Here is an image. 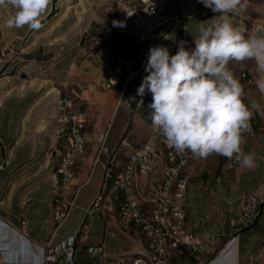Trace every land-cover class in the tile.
<instances>
[{"label": "crops", "instance_id": "0c3cea01", "mask_svg": "<svg viewBox=\"0 0 264 264\" xmlns=\"http://www.w3.org/2000/svg\"><path fill=\"white\" fill-rule=\"evenodd\" d=\"M158 1L165 11L178 10L187 15L200 9L207 10L209 16L186 18L180 35L170 34L159 40L158 30L113 26V19L107 16L105 3L100 0H51L39 30L27 26L8 28L7 20L15 10L11 6L0 7V264H34L32 259L42 255L39 246L49 240L45 221L51 206L52 173L61 151L56 122L60 97H70L86 116V155L76 169L73 188L81 187L77 205L87 207L104 179V158L95 162L101 138L106 135L107 145L119 148V157L112 166L116 175L132 152L126 149L145 142L155 130L148 107L151 93H145L142 106L138 105L141 97L136 95L148 74L145 65L137 74L124 70L115 77L116 84L107 87L117 62L134 58L153 46H165L174 55L180 41H186L185 47L192 49L198 27L221 15L196 2L179 7L177 0ZM229 15L234 26L243 28L241 14ZM69 16L71 20H66ZM102 25L114 29L111 37L103 38ZM90 42L97 44L84 48L83 44ZM263 54L264 49L258 48L253 57L228 64L244 89V103L250 106L255 101L260 106L250 120L257 135L249 139L245 133L242 143L245 153L255 154L254 164L251 168L239 164L232 169V159L220 155L201 158L185 152L189 164L181 177L187 183L182 203L187 227L198 236L214 234L218 241L214 251L207 255L176 253L169 264H264V96L261 94L264 83H260L264 77V69L260 67ZM254 59L259 67L253 65ZM118 112L126 118L125 126L119 138L110 144L112 119ZM160 144L161 138L156 141L157 147ZM98 165L101 168L96 176ZM164 171L165 160L158 157L155 172L140 176L138 184L145 190H159ZM93 179L94 193H83V187ZM254 193L260 197L256 221L250 228L237 231L244 199ZM82 225L83 213L76 208L55 241L72 236ZM89 225L87 237L81 234L76 238L77 264L99 262L88 250L102 242L105 255L101 264H110L117 256L123 257L125 264H132L137 252L145 247L140 228L123 222L119 216L97 215Z\"/></svg>", "mask_w": 264, "mask_h": 264}, {"label": "built area", "instance_id": "2783aa9c", "mask_svg": "<svg viewBox=\"0 0 264 264\" xmlns=\"http://www.w3.org/2000/svg\"><path fill=\"white\" fill-rule=\"evenodd\" d=\"M198 3L200 0H177L180 7L185 3ZM109 13H116L117 21H121L125 28L136 30H158L159 40L170 34L180 35L184 28V22L189 17L206 18L207 10H196L191 14H182L178 10L165 11L158 0H112ZM130 14V15H129ZM101 34L106 39L108 32L114 29L107 25L101 26ZM90 42L85 47H91ZM147 51L138 53L129 60H119L114 68V75L108 78L107 87L116 84L115 77L123 74L124 70L137 74L147 62ZM56 122L61 136V151L55 164L51 187L52 198L46 226L49 240L40 245L41 256L32 259L34 264H77L74 259L76 238L81 234L87 237L89 221L99 215L104 218L119 216L123 222L137 225L145 239V247L138 251L132 260V264H169L170 258L176 253H186L196 257H202L214 251L218 238L214 234L205 233L202 236L194 234L186 223L185 212L182 203L187 191V183L178 187L176 195H168V183L170 177H175L178 166L186 163L188 156L178 153L170 148L160 135L154 130L152 137L161 138V149L165 159L166 182L162 193L155 190H145L138 184V178L143 174H151L150 164V138L146 140L133 154H128L127 165L123 170L113 175V164L119 157V148H110L106 143V135L101 138L95 162L104 158L105 169L102 185L93 200L87 207H79L77 199L80 188H73V179L76 169L83 157V123L80 118V110L71 111L65 103H58ZM257 133L250 125L246 132L249 139H254ZM239 165L235 159L231 160L230 168ZM132 195H140V202H132ZM260 197L257 193L244 199V205L236 229L250 227L254 224L259 213ZM80 209L83 213V225L72 236L56 242V236L62 225L68 220L72 212ZM26 224L25 221L22 222ZM113 236V234H109ZM231 239L229 243L234 241ZM104 247L89 248L92 257L99 258L101 264L104 258ZM1 248V247H0ZM2 258L5 252L2 250ZM11 259V258H10ZM110 264H125V259L117 256Z\"/></svg>", "mask_w": 264, "mask_h": 264}, {"label": "clouds", "instance_id": "9594fccd", "mask_svg": "<svg viewBox=\"0 0 264 264\" xmlns=\"http://www.w3.org/2000/svg\"><path fill=\"white\" fill-rule=\"evenodd\" d=\"M200 2L221 15L198 27L192 49L185 47L186 41L179 42L174 55L165 46L149 48L144 66L148 74L136 93L141 97L138 105H143L146 92L151 93L152 126L178 153L187 151L201 158L220 155L251 168L255 154L245 153L242 143L253 111L260 106L255 101L250 106L244 103V89L228 64L253 57L256 49H264V38H246L245 30L232 23L229 14H241L247 0ZM50 4L51 0H0V7L15 10L7 20L8 28L31 30L41 28ZM112 23L124 27L121 21ZM260 67L264 69V63Z\"/></svg>", "mask_w": 264, "mask_h": 264}, {"label": "rangeland", "instance_id": "374dc122", "mask_svg": "<svg viewBox=\"0 0 264 264\" xmlns=\"http://www.w3.org/2000/svg\"><path fill=\"white\" fill-rule=\"evenodd\" d=\"M76 1V0H74ZM91 1V0H90ZM71 2V0H70ZM64 8L67 9V5H64ZM105 11H106V6H105ZM73 11H70V13ZM71 16L68 17L66 20H71ZM241 18L243 20V29H245V36L246 38H251L252 35H256L257 38H264V0H247V7L245 10L241 13ZM82 23L80 28L82 27ZM260 35V36H259ZM253 37V38H256ZM88 43H84L83 46L87 45ZM261 57V56H260ZM263 61H260L261 63H264V54L262 55ZM253 65H257L259 67V63L257 59L253 60ZM260 83H264V77L263 80L260 81ZM262 96H264V93H261ZM264 102V101H263ZM125 120L126 118L122 115L121 112H118L117 114L114 115L112 119V125L110 129V139L109 142L110 144H113L118 138L119 135L121 134L124 126H125ZM90 128V126H89ZM127 136V135H126ZM144 142H139V143H134L132 144V147H128L126 151H133L137 148H139ZM121 153V156H123ZM101 166L98 165L96 167V176L99 174ZM96 189L95 186V179H93L89 184H86L83 187V193L91 195L94 193Z\"/></svg>", "mask_w": 264, "mask_h": 264}, {"label": "bare ground", "instance_id": "6f19581e", "mask_svg": "<svg viewBox=\"0 0 264 264\" xmlns=\"http://www.w3.org/2000/svg\"><path fill=\"white\" fill-rule=\"evenodd\" d=\"M100 1L105 3L107 16H109L113 20H117L116 13H109V11H110V3H107V2H111L112 0H100ZM111 36H112V32H108L107 35H106V37H111ZM58 103H65V106L68 109H70L71 111H78V109L75 107L76 105L74 104L72 99L70 97L66 96V95H62L60 97ZM80 118H81V121L84 122L83 123V141H85V142L83 143V157H85V155H86V139H85V135H84V129H85V126H86V116H85V113L83 111H81V110H80ZM158 139H159V137L150 138L151 174H153L155 172L157 158L158 157H163L161 144H160V147H157V145H156V141ZM135 150H137V149H135ZM133 153H134V150L130 154H133ZM163 160H165L164 157H163ZM188 164H189V159H187L186 163L181 164L180 166H178V168L176 170L175 177H170L169 183H168V195H176L177 191H178V187H183V184L186 181H185V179H183L181 177V173H182V171H183V169L185 167L187 168ZM149 175L150 174H143L141 176H149ZM165 182H166V174H165V171H164L163 183L161 185V188L159 190H155V193H162V191L164 189ZM132 202H140V195H132Z\"/></svg>", "mask_w": 264, "mask_h": 264}, {"label": "trees", "instance_id": "16d2710c", "mask_svg": "<svg viewBox=\"0 0 264 264\" xmlns=\"http://www.w3.org/2000/svg\"><path fill=\"white\" fill-rule=\"evenodd\" d=\"M257 216H258V215H257ZM256 218H257V217H256ZM255 221H256V219H255ZM254 223H255V222H254ZM253 225H254V224H253ZM253 225H252V226H253ZM250 227H251V226H250ZM250 227H242L241 229H243V228H250Z\"/></svg>", "mask_w": 264, "mask_h": 264}]
</instances>
